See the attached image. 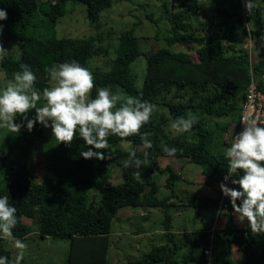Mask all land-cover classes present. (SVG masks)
Instances as JSON below:
<instances>
[{
	"label": "trees",
	"instance_id": "16d2710c",
	"mask_svg": "<svg viewBox=\"0 0 264 264\" xmlns=\"http://www.w3.org/2000/svg\"><path fill=\"white\" fill-rule=\"evenodd\" d=\"M70 2L83 3L87 17L96 19L103 9L110 6L112 0H56L54 5L52 0H44L47 20L55 23L57 18L66 13V6ZM212 2L210 8L186 6L167 14V44H179L187 50H195L196 58L186 50L172 51L166 47L143 53L134 31L128 29L118 37L110 68L92 72L95 84L92 97H95L100 87L119 86L127 94L139 96L167 111L164 115L162 112L156 114L154 110L150 121L140 130L141 134H150L149 139L153 144L148 150V167L143 168L141 165L142 183L133 178L136 169L123 166L129 148H118L115 145L128 142L129 147L136 150L137 156L143 158L140 135L125 140L109 136V149L101 151L110 152L111 158L97 160L80 156L88 146L77 132L70 147L57 142L42 181H36L24 163L11 160L1 148L0 167L3 177L0 180V196L9 194V203L17 209L18 222L12 230L16 238H25L31 233L23 221L24 217L37 219L39 237L69 239L66 264H106L110 223L118 209L126 206L158 207L164 213L162 242L153 245L141 258L129 259L127 264H176L173 254L180 243H174L173 248L169 245L175 238V233L171 231L172 217L168 213L173 205L169 201L170 197L157 198L159 184L154 177L168 173L164 186L173 191L174 181L179 176L169 166L160 167L158 157L168 156L163 151L164 145L175 147L178 149L175 156L187 157L201 167L207 184L213 181L221 183L228 168L224 151L230 146V138L237 127L241 99L245 96L251 68L258 86H263L261 73L264 68V52H261L262 59L250 67L248 52L242 45L238 46L240 35L231 24L237 20L244 35L251 40L264 39V26L259 27L263 6L255 5L250 12H246L242 0ZM0 8L5 9L8 16L6 20L0 21L4 25L0 40L22 41L19 58L4 57L0 67L6 77L12 78L13 73L19 70L20 63L30 65L37 77L35 87L41 97L43 89L50 87V77L45 68L72 59L86 67L93 55L106 51L103 47H96L92 37H50L41 40L27 35V28L37 15L35 0H0ZM139 55L146 58L141 89L135 87V75L131 70V63ZM43 101L42 97L39 103ZM189 112L198 117L191 131L173 134L166 128L167 121L172 122L178 116L186 117ZM28 115L34 117L35 110H30ZM221 118L227 120H218ZM21 120L18 116L17 122ZM43 128L36 123L31 132L23 127L19 134L8 131L5 141H29L39 137ZM226 132L228 140L224 138ZM116 164L121 166L122 181L113 184L110 182L111 170ZM227 186L239 189V185H233L230 181ZM89 190L92 195L89 198L90 204L95 192L100 197L98 201L96 196L99 204L90 205L92 209L88 206ZM218 199L202 198L201 201L206 203V207L216 209ZM224 199L228 209L233 212L229 198L224 196ZM194 206L201 207V204ZM225 231L229 236L227 243L234 244L240 251L243 264H264V233H251L247 221L244 228L234 226L230 221ZM192 235V244L201 251L209 245L208 232H192ZM0 256L7 257L11 264L10 251L0 247Z\"/></svg>",
	"mask_w": 264,
	"mask_h": 264
},
{
	"label": "rangeland",
	"instance_id": "374dc122",
	"mask_svg": "<svg viewBox=\"0 0 264 264\" xmlns=\"http://www.w3.org/2000/svg\"><path fill=\"white\" fill-rule=\"evenodd\" d=\"M37 4V15L32 19L27 28V35L37 39H46L50 37H74L84 38L92 37L96 47H103L106 51H99L93 55L86 68L91 72L106 71L110 68L112 59L115 57L116 48L118 46V37L123 31L133 30L138 38L139 48L143 53H148L159 48H169L172 51L186 50L194 58H196L195 50H187L186 47L179 44L168 45L166 36L168 34L169 21L167 14L186 6H200L210 8L213 5L212 0H112L110 6L103 9L96 19H89L86 15V6L83 3H68L66 13L57 18L55 23H51L45 16L44 0H35ZM244 4V0H242ZM164 3L168 9L164 6ZM255 5H262V21L259 27L264 26V2L262 0H252ZM151 16V18H150ZM237 20L231 22L235 26L236 31L240 35V45L246 48L248 58L251 65L262 59V51L264 52V39L254 38L251 40L244 35V31L240 29ZM239 30V31H238ZM98 39V40H97ZM3 47L8 49L5 57L17 59L20 56L22 41L20 40H0ZM224 43H226L224 41ZM131 70L135 75L134 85L137 89H141L145 72L146 58L139 55L131 63ZM12 79L5 76L0 67V88H3L7 82ZM261 79L264 86V68L261 73ZM50 80V86L52 85ZM113 93H121V87H108ZM122 93L127 94L125 91ZM44 104V101L37 106ZM43 106V105H42ZM156 114L162 112L166 115L167 111L161 107H155ZM220 121L226 118L218 119ZM166 128L171 133L177 132L171 127L170 121H167ZM7 129H0V154L1 148L6 156L15 162H22L27 170L34 175L36 181H42L47 164L52 157L53 148L57 144L56 138L52 135L51 128H43L39 137H34L29 141L18 139L14 141H5ZM224 138L228 140V132L224 134ZM118 148L128 149V142H119L115 144ZM195 168L199 165L194 164ZM189 170L184 168L181 171L182 177H185ZM168 173L155 175V180L159 183L165 181ZM3 174L0 167V180ZM122 181V169L120 165H114L111 170L110 182L113 184ZM178 184L177 180L174 185ZM91 190V189H90ZM88 191V206L98 205L99 194L95 192L90 204L91 191ZM148 192V190H146ZM163 191L160 192V195ZM165 193V192H164ZM97 196L98 201L95 199ZM91 205V206H90ZM214 209V207H209ZM92 209V208H91ZM200 207H186L178 214L175 207H170L168 213L171 215V231L176 233L174 241L169 243L173 248L174 243H180L179 248L175 249L173 254L176 264H243V259L232 260L229 252L225 253L228 247L221 241L217 240V231L212 235V250L210 259H208L198 247L192 244V231L203 229V224L207 223L215 225L220 223V217L216 218V209L213 210L212 216L210 210H205V218H199L196 212ZM202 209V208H201ZM145 212L148 217L144 220L140 214ZM210 217L211 220H210ZM23 221L29 226L30 232L25 238H17L22 240L27 248L24 250V258L20 264H66V258L69 252V239L59 237L41 238L38 235L39 223L37 219L24 217ZM164 221V213L158 207H122L118 209L117 214L110 223L109 248L106 255V264H127L129 259H138L151 249L153 245H158L163 240L162 225ZM212 221V222H211ZM147 228H146V227ZM155 233L146 234V231ZM139 232H143L141 235ZM138 233V235L136 234ZM211 236V233H209ZM0 239V247L10 251L11 264L15 260L18 249L14 247V243L3 238ZM214 240V241H213Z\"/></svg>",
	"mask_w": 264,
	"mask_h": 264
},
{
	"label": "clouds",
	"instance_id": "9594fccd",
	"mask_svg": "<svg viewBox=\"0 0 264 264\" xmlns=\"http://www.w3.org/2000/svg\"><path fill=\"white\" fill-rule=\"evenodd\" d=\"M55 2L52 0L53 5ZM244 7L246 12H250L254 7L252 0H244ZM7 18L6 10L0 8V21ZM3 28L4 25L0 24V33ZM7 54L8 49L0 43V61ZM45 71L53 83L43 89V106H37L42 97L35 87L37 77L28 64L20 63L12 79L0 88V129L19 134L22 127L31 132L39 123L51 128L56 140L68 147L78 132L79 138L88 146L80 156L97 160L111 158L110 152L101 151L109 149V136L125 140L140 135L143 158L129 147L128 158L123 166L136 169L133 178L142 183L141 165L143 168L148 167V150L153 144L149 139L150 134H141L140 130L150 121L156 106L139 96L113 93L108 87L98 88L95 97H92L94 76L75 59L54 63ZM30 110H35L34 117H29ZM18 116L22 118L20 122H17ZM197 120L198 117L189 112L186 117H176L171 127L177 133L189 132ZM241 123L242 130L236 133L233 142L224 151L228 160L224 181L235 176L230 179V183L239 185V189L228 187L224 181L219 187L223 195L229 198L237 220H246L251 233L261 234L264 233V122L249 115ZM163 151L174 157L178 149L164 145ZM9 199V194L0 196V235L12 241L19 250L12 264H20L27 245L13 235L12 230L18 222L17 209L9 203ZM0 264H9L8 258L0 256Z\"/></svg>",
	"mask_w": 264,
	"mask_h": 264
},
{
	"label": "crops",
	"instance_id": "0c3cea01",
	"mask_svg": "<svg viewBox=\"0 0 264 264\" xmlns=\"http://www.w3.org/2000/svg\"><path fill=\"white\" fill-rule=\"evenodd\" d=\"M158 164L160 165V167L169 166L175 173L178 174L179 177L176 179L178 184L176 186L174 185L173 191L165 188L164 184L166 182V179L165 181L162 180L161 182H159L158 183L159 189L156 192L157 198L161 199L164 197H170L169 201L172 203L173 207H175L178 210V214H181V211L186 207L197 208L194 205L201 204L200 209L198 210V212H196V215H194V217L197 216L201 219L205 218V214H204L205 210H208V211L210 210L211 216H212L213 210L215 211V207L214 209L206 207L205 206L206 203L202 202L201 199L202 198H209L212 200L217 199L219 197V192L221 190L219 187V184H220L219 182L213 181L211 184H207L206 176L202 173L201 167L199 166V168H195V166H193V162H191L187 157L159 156ZM184 168H186V170L188 169L189 173H187L185 177H182L181 171ZM161 191L163 192L160 195ZM195 196L198 198L195 199ZM209 203H210L209 205L212 204L210 201ZM223 213H225V215L221 216L220 223L219 224L217 223V227L215 229V231H217L218 233V235H216L217 240L223 242L228 247V250H229L228 252L229 254L231 253L230 256L232 260H240L242 259L240 251L237 250L234 244L229 245L227 243L229 236L227 232L225 231V227L231 221L232 225L237 226L239 228H244L246 225V220L244 222H239L236 218V214L234 213V211L231 212L229 209L224 211ZM140 216L144 220L148 217V215L145 212L141 213ZM211 218L212 217H210V220ZM202 228L203 229L201 230L192 231V232L210 233L211 229L213 228V224L211 225L210 223V225H208L207 223H204ZM171 229H172V226H171ZM158 232L163 233L164 228L159 229ZM139 233L141 235L143 232H139ZM150 233H155V230L146 231V234H150ZM174 233L178 234V233H181V231L174 232ZM136 234L138 235V233Z\"/></svg>",
	"mask_w": 264,
	"mask_h": 264
},
{
	"label": "built area",
	"instance_id": "2783aa9c",
	"mask_svg": "<svg viewBox=\"0 0 264 264\" xmlns=\"http://www.w3.org/2000/svg\"><path fill=\"white\" fill-rule=\"evenodd\" d=\"M250 67H251V63H250ZM249 115L252 118L258 117L260 121L264 122V86L262 87L258 86L256 80L253 77L252 68L250 72L249 83L247 84V87L245 90L244 101L242 102V105H241L237 127L230 138V145L233 142L236 133H239L243 128V124L241 123V120L245 116H249ZM226 175H227V172L223 175L222 181H224V177ZM229 181H224V182L227 183L228 185ZM224 196L225 195H223V193L221 192L219 199H218L217 206H216V218L217 217L219 218L220 215L224 211L228 210V205L225 202ZM216 227H217V224L215 225L214 223L213 228L210 231L211 236H210L209 245L203 250V254L208 259H210L211 250H212V235Z\"/></svg>",
	"mask_w": 264,
	"mask_h": 264
},
{
	"label": "water",
	"instance_id": "95a60500",
	"mask_svg": "<svg viewBox=\"0 0 264 264\" xmlns=\"http://www.w3.org/2000/svg\"><path fill=\"white\" fill-rule=\"evenodd\" d=\"M241 101H242V102L244 101V96L242 97Z\"/></svg>",
	"mask_w": 264,
	"mask_h": 264
},
{
	"label": "bare ground",
	"instance_id": "6f19581e",
	"mask_svg": "<svg viewBox=\"0 0 264 264\" xmlns=\"http://www.w3.org/2000/svg\"><path fill=\"white\" fill-rule=\"evenodd\" d=\"M221 233H223V232H221Z\"/></svg>",
	"mask_w": 264,
	"mask_h": 264
}]
</instances>
